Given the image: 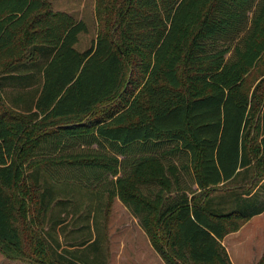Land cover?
<instances>
[{
    "label": "trees",
    "instance_id": "trees-1",
    "mask_svg": "<svg viewBox=\"0 0 264 264\" xmlns=\"http://www.w3.org/2000/svg\"><path fill=\"white\" fill-rule=\"evenodd\" d=\"M94 15L78 51L84 21L0 0V252L76 264L31 226L51 198L28 181L38 166L118 197L166 264H231L221 240L264 200L210 195L240 171L264 178V86L244 90L264 66V0H95Z\"/></svg>",
    "mask_w": 264,
    "mask_h": 264
},
{
    "label": "rangeland",
    "instance_id": "rangeland-1",
    "mask_svg": "<svg viewBox=\"0 0 264 264\" xmlns=\"http://www.w3.org/2000/svg\"><path fill=\"white\" fill-rule=\"evenodd\" d=\"M51 3L54 10L65 11L84 21L87 31L79 34L75 48L78 51L88 48L97 35L95 0H51ZM261 86H264V66L258 65L247 73L244 90L250 95ZM64 170H53L51 176L38 166L27 171L29 183L36 179L41 189L51 191L41 224L33 215L35 224L31 225L49 250L76 264H166L152 249L138 218L118 197L109 199L103 186L88 188L86 181L71 179L65 176ZM180 180L181 187L192 186L185 174L181 173ZM235 195H242L241 198L255 195L258 201H263L264 178L251 170L240 171L234 180L210 197L213 206L227 210L235 204ZM219 196L226 199H217ZM24 220L22 217L21 222ZM221 244L231 264H262L264 210L242 221L238 230L223 237Z\"/></svg>",
    "mask_w": 264,
    "mask_h": 264
},
{
    "label": "crops",
    "instance_id": "crops-1",
    "mask_svg": "<svg viewBox=\"0 0 264 264\" xmlns=\"http://www.w3.org/2000/svg\"><path fill=\"white\" fill-rule=\"evenodd\" d=\"M193 187L195 188V186H193ZM138 227H139V225H138ZM152 249H153V247H152ZM154 252H155V250H154ZM0 264H27V263L26 262H23V261H20V260L8 259L5 255H3L0 252Z\"/></svg>",
    "mask_w": 264,
    "mask_h": 264
}]
</instances>
